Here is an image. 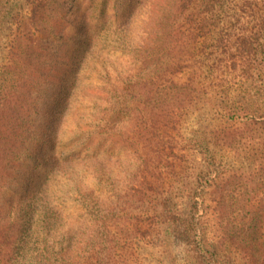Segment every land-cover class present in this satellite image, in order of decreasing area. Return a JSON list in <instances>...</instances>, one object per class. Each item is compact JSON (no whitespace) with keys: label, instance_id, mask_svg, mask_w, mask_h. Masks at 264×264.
I'll use <instances>...</instances> for the list:
<instances>
[{"label":"rangeland","instance_id":"1","mask_svg":"<svg viewBox=\"0 0 264 264\" xmlns=\"http://www.w3.org/2000/svg\"><path fill=\"white\" fill-rule=\"evenodd\" d=\"M98 7L86 0H74L65 9L69 24L64 36H70L65 44L66 63L41 115L36 139L25 148L29 168L24 186L30 189L25 204L31 202L33 226L47 225L50 218L53 232L55 227L68 224L72 229L62 232L73 236L81 219L102 220L107 206L120 208L133 201L129 205L133 215H121L117 209L111 233L119 235L121 224L135 233L132 225L138 221L134 215L140 214L142 221L143 212L156 215L155 219L148 218L159 224L150 234L135 236L136 248L128 247V258L133 256L143 264H200L185 239L172 230L165 231L163 221L165 214L189 211L193 204L190 195L195 192L207 212L201 220L220 264H264V62L254 61L245 73L233 70L226 81H221L220 70L215 69L205 94L198 96L176 122L173 133L178 159L173 175L170 170L163 174L148 163V170L154 173L149 177L147 171L140 172L145 167L138 159L140 152L134 153L126 144L130 137L133 147L142 141L136 140L137 128L129 124L131 119L126 120L121 97L122 80L136 73L140 39L133 32L124 43V32L108 16L111 12L105 10L100 15ZM27 8L26 0H0V15L13 24ZM14 27L0 34V52ZM82 41L86 42L85 50L79 57ZM218 82L219 87L214 85ZM60 91L64 95L53 108ZM124 102L133 108L137 98ZM236 115L241 117H230ZM49 123L51 143L45 137ZM37 138H43L40 152ZM206 145L214 156L208 163L202 157ZM206 176L214 180L205 186ZM142 179L147 181L142 189L150 195L146 198L142 193L138 201L125 197L126 183ZM6 193L10 191L0 195V202ZM53 209L62 210L66 222L56 217ZM85 227L88 225H83L81 235L87 240L93 233ZM99 235L100 231L94 238ZM250 245L257 251L249 257Z\"/></svg>","mask_w":264,"mask_h":264},{"label":"trees","instance_id":"2","mask_svg":"<svg viewBox=\"0 0 264 264\" xmlns=\"http://www.w3.org/2000/svg\"><path fill=\"white\" fill-rule=\"evenodd\" d=\"M72 1L26 0L27 12L18 15L14 24L0 15V34L15 25L0 52V195L10 191L0 202V264H143L133 256L128 258L127 249L136 248L138 233L150 234L154 225L159 224L149 221L157 218L156 215L143 212L142 221L140 214L134 215L138 221L132 225L135 233L125 224L118 226L119 235L111 233L117 209L121 215L127 212L133 215L129 210L133 201L130 206L126 204L129 207L107 206L102 220L81 219L73 236L62 232L72 229L67 223L55 227L53 232L50 218L46 220L48 227L33 226L29 216L31 202L25 204L30 196V189L24 186L29 168L25 148L29 141L36 139L41 115L66 63L65 44L70 36H64L69 24L65 9ZM86 1L99 6L100 15L105 10L107 14L111 12L108 16L124 32V43H128V36L133 32L140 39L136 73L122 80L121 97L126 120L131 119L129 124L137 128L136 140L142 143L133 147L130 137L126 144L134 153L140 152L138 159L145 165L140 171L142 174L147 171L149 177L153 176V171L148 170L149 163L163 174L170 170L173 175L174 162L178 159L173 132L182 112L207 91V80L214 70L219 69V78L226 81L233 70L245 73L254 61L264 62V0ZM85 43L81 42L79 57L84 55ZM62 92L55 97L53 108L64 95ZM129 97L137 98L133 108L124 102ZM50 126L51 123L45 126L48 143L52 142L51 134L47 135ZM42 139L37 138L38 152L42 150ZM202 157L207 163L214 159L207 145ZM166 178L168 173L164 175ZM143 179L126 183L124 196L138 201L143 193L142 197L147 198L150 193L143 191L142 185L147 182ZM214 179L206 176L205 186ZM14 194L16 198L12 197ZM198 195L195 192L190 195L193 204L189 211L163 216L165 231L172 230L185 239L200 264H220L201 220L207 212ZM53 212L65 221L62 210L53 209ZM84 224L93 233L87 240L81 235ZM98 228L101 235L96 240ZM132 236L134 240L129 241ZM247 250L249 257L257 251L254 245Z\"/></svg>","mask_w":264,"mask_h":264}]
</instances>
